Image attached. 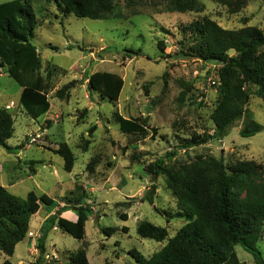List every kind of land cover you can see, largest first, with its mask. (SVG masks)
Wrapping results in <instances>:
<instances>
[{
	"label": "rangeland",
	"instance_id": "obj_1",
	"mask_svg": "<svg viewBox=\"0 0 264 264\" xmlns=\"http://www.w3.org/2000/svg\"><path fill=\"white\" fill-rule=\"evenodd\" d=\"M8 1L12 0L0 4ZM242 2L233 14L231 5ZM201 4L200 12L180 13L169 10L168 0H115L110 19L95 21L63 14L51 0L34 1L38 26L31 42L41 57L39 72L49 85L51 109L32 119L20 104L23 89L0 65V109L14 118V134L8 141L13 150L0 147V185L22 199L30 192L47 195L54 205H41L31 219L27 238L10 259L13 264H69L71 253L84 244L90 264H138L131 251L150 258L162 250L188 223L164 177L153 188L145 171L169 153H175L168 161L174 168L216 158L227 167L251 162L264 170V131L242 137L244 120L235 122L223 140L184 148L194 138L213 134L212 113L219 100V84L212 82L220 65L179 55L181 44L192 45L189 26L209 18L226 30L255 26L264 32V0H202ZM96 72L123 78L117 101L89 88ZM70 84L67 97L58 98L57 91ZM250 90L248 110L264 126V103L254 94L255 88ZM116 111L127 119H146L157 135L124 133L114 119ZM63 143L76 158L70 173L54 153ZM93 159L98 165L90 173L87 166ZM255 182L264 185V175ZM76 206L90 211L84 240L55 227L39 261L38 244L49 218L64 207ZM145 221L166 228L167 239L141 238L137 229ZM111 228L117 231L108 236L104 230ZM258 248L264 256V229ZM235 251L241 264H255L241 246ZM6 259L0 253V264Z\"/></svg>",
	"mask_w": 264,
	"mask_h": 264
},
{
	"label": "trees",
	"instance_id": "obj_2",
	"mask_svg": "<svg viewBox=\"0 0 264 264\" xmlns=\"http://www.w3.org/2000/svg\"><path fill=\"white\" fill-rule=\"evenodd\" d=\"M35 0H12L0 4V65L7 68L8 75L23 89L20 104L28 115L38 120L51 109L48 98L47 79L39 72L41 57L31 42L36 33L38 20L34 11ZM63 14L79 19L109 20L115 8V0H51ZM171 12L202 10V0H168ZM244 1V0H243ZM245 2L231 5L236 14ZM192 45L184 44L180 57L195 58L220 65L218 70L219 100L212 113L215 126L212 135L194 138L184 144L191 148L213 140H223L235 122L244 120L240 135L253 137L264 131V126L252 118L248 110L250 88L264 103V32L255 26L238 30H226L209 18L195 21L189 26ZM162 43H159L161 47ZM233 52L234 55L230 53ZM73 84L57 91L64 99ZM124 87L121 76L96 72L90 77V89H96L111 101H117ZM114 119L121 131L129 134L156 136L158 130L151 128L146 119L124 118L117 111ZM14 134V118L10 112L0 109V147L12 151L8 141ZM64 160V169L72 172L76 158L68 144L63 143L54 151ZM175 156L169 153L146 168L154 183L160 176L178 202L180 215L186 220L168 244L150 258L137 250L130 252L138 264H241L235 247L241 246L252 255L255 264H264V256L258 243L264 229V185L255 179L264 170L251 162H238L227 167L222 160L209 158L192 164L170 167L168 161ZM138 159V157L134 156ZM98 161L91 160L87 169L94 173ZM146 200L153 204L147 195ZM41 205L50 208L54 200L47 195L30 192L25 199L11 194L0 185V253L7 259L3 264H13L16 247L30 231L31 219L39 213ZM66 211L78 215L77 222L61 218ZM90 211L82 206L58 210L49 218L48 226L39 240V261L45 254V243L52 229L59 227L75 239L83 241ZM126 221V216L122 218ZM117 229L104 230L112 236ZM125 233L128 232L124 228ZM141 238L163 242L168 237L166 228L150 222L138 225ZM86 244L78 252L71 253L69 264H90ZM35 264V263H34Z\"/></svg>",
	"mask_w": 264,
	"mask_h": 264
},
{
	"label": "crops",
	"instance_id": "obj_3",
	"mask_svg": "<svg viewBox=\"0 0 264 264\" xmlns=\"http://www.w3.org/2000/svg\"><path fill=\"white\" fill-rule=\"evenodd\" d=\"M61 218L67 219L74 223L78 221V215L74 214L72 211L64 213L63 215H61Z\"/></svg>",
	"mask_w": 264,
	"mask_h": 264
},
{
	"label": "built area",
	"instance_id": "obj_4",
	"mask_svg": "<svg viewBox=\"0 0 264 264\" xmlns=\"http://www.w3.org/2000/svg\"><path fill=\"white\" fill-rule=\"evenodd\" d=\"M212 84H213V85H217V84H219V83H218V76H217V78H215V80L212 82Z\"/></svg>",
	"mask_w": 264,
	"mask_h": 264
}]
</instances>
